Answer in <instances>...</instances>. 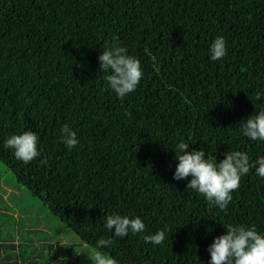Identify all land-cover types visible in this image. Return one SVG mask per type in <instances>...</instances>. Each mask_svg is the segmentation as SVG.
Wrapping results in <instances>:
<instances>
[{
  "label": "trees",
  "instance_id": "16d2710c",
  "mask_svg": "<svg viewBox=\"0 0 264 264\" xmlns=\"http://www.w3.org/2000/svg\"><path fill=\"white\" fill-rule=\"evenodd\" d=\"M114 36L143 72L123 99L98 61ZM218 36L227 53L212 61ZM262 109L264 0H0V161L80 243L95 251L111 238L102 251L118 264H208L228 224L264 236V178L254 168L225 210L187 189L190 176L173 179L181 141L217 163L228 151L264 156V141L242 132ZM64 124L79 141L72 149L60 139ZM24 131L37 134L40 152L27 164L4 147ZM107 215L139 217L145 231L113 236ZM158 230L162 244L144 242ZM78 247L0 233V264H93Z\"/></svg>",
  "mask_w": 264,
  "mask_h": 264
},
{
  "label": "clouds",
  "instance_id": "9594fccd",
  "mask_svg": "<svg viewBox=\"0 0 264 264\" xmlns=\"http://www.w3.org/2000/svg\"><path fill=\"white\" fill-rule=\"evenodd\" d=\"M210 58L217 61L225 57L227 53L226 41L218 36L209 48ZM100 70L107 73L104 77L107 87L115 95L123 99L134 92L143 76L140 61L127 54V49L120 46L117 37L98 56ZM256 99H261V93H256ZM61 141L68 149L78 144L76 132L64 124L60 128ZM242 132L250 140L264 141V109L249 118L242 124ZM38 136L33 131H24L19 135H11L6 139L4 147L11 149L16 159L27 164L40 156L37 150ZM174 159L178 161L174 180H185L190 176L186 184L187 189H192L203 196L208 204L225 210L232 200L231 193L239 188L240 180L247 175L250 169H255L256 174L264 178V156L251 160L246 152L228 151L224 153V159L217 163L216 158H205L203 150L192 149L183 141L176 146ZM41 164H47L46 159ZM114 227V231H113ZM145 224L139 218H129L120 215H107L104 228L116 237H125L131 232L139 234L145 231ZM225 234L215 237L208 246L210 255L208 264H264V236L259 234L255 226L228 224ZM166 232L158 230L154 234L144 235L146 243L160 245L164 242ZM113 243L112 239L100 238L96 241L93 264H118L111 255L102 251Z\"/></svg>",
  "mask_w": 264,
  "mask_h": 264
},
{
  "label": "rangeland",
  "instance_id": "374dc122",
  "mask_svg": "<svg viewBox=\"0 0 264 264\" xmlns=\"http://www.w3.org/2000/svg\"><path fill=\"white\" fill-rule=\"evenodd\" d=\"M0 233L3 237L16 240L20 237L24 244L32 240L49 239L54 243H75L77 255L85 254L90 261L94 251L54 216L50 210L33 196L22 184L16 181L11 171L0 161ZM37 243V242H36ZM35 248L40 247L36 244ZM27 258L33 257L34 248L26 246L23 250ZM83 262H87L83 261Z\"/></svg>",
  "mask_w": 264,
  "mask_h": 264
}]
</instances>
